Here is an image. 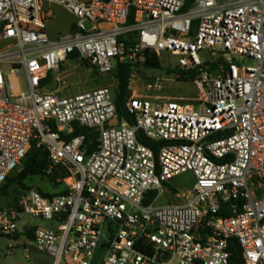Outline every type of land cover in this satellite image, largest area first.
I'll list each match as a JSON object with an SVG mask.
<instances>
[{
  "label": "built area",
  "instance_id": "obj_1",
  "mask_svg": "<svg viewBox=\"0 0 264 264\" xmlns=\"http://www.w3.org/2000/svg\"><path fill=\"white\" fill-rule=\"evenodd\" d=\"M50 6L74 31L48 37ZM148 52L177 57L195 97L161 96L162 78L128 87L130 125L106 87L47 91L73 54L100 75L128 64L131 81ZM75 126L97 132L94 150L65 138ZM137 131L164 143L156 157ZM32 143L60 190L0 207V236L21 237L25 252L51 264H90L102 247L96 264H232L234 239L244 264H264V0H0V186ZM185 173L194 184L174 192L181 203L156 206Z\"/></svg>",
  "mask_w": 264,
  "mask_h": 264
},
{
  "label": "rangeland",
  "instance_id": "obj_2",
  "mask_svg": "<svg viewBox=\"0 0 264 264\" xmlns=\"http://www.w3.org/2000/svg\"><path fill=\"white\" fill-rule=\"evenodd\" d=\"M51 12L52 18L46 24V32L50 39H56L58 36L68 33L73 17L60 6H53ZM199 55L201 59H206L208 56L206 52H202ZM158 59L159 69L149 70L143 67L138 69L135 77L129 81L128 87L142 89L150 79L162 78L163 90L160 92L161 96L187 100L194 98L196 89L193 83L178 81V78H176L177 70L175 65L178 58L170 55V53L162 52L159 54ZM56 77L61 81V84L55 86L50 83L47 86V91L58 89L61 96L77 95L103 87L110 89L114 93L116 88V80L113 78L112 73L100 75L81 60L64 62ZM184 103L188 102L184 101ZM15 175L16 173H12L9 178H13ZM25 184L48 193H54L59 190V188L51 186L46 178H31L25 181ZM193 184L194 179L190 173L181 174L173 178L164 186V192L158 197L155 205L180 204L181 202L173 197L174 192L185 193L192 189ZM21 192L22 190L17 185L11 186L8 196L0 197V207L10 205ZM33 224L43 229L50 227L48 222L39 220L33 222ZM22 241L21 238L14 240L11 237L0 236V264H30V259L25 256L23 245L21 246L20 244ZM11 247H13V251L9 253Z\"/></svg>",
  "mask_w": 264,
  "mask_h": 264
},
{
  "label": "trees",
  "instance_id": "obj_3",
  "mask_svg": "<svg viewBox=\"0 0 264 264\" xmlns=\"http://www.w3.org/2000/svg\"><path fill=\"white\" fill-rule=\"evenodd\" d=\"M132 22V16L130 17V23ZM74 31V28L72 29ZM76 54L71 55L68 60H74ZM88 67H90L87 62L82 61ZM160 64L157 56L154 53H146L145 62L143 63V68L146 69H159ZM216 65L210 67L211 71H214ZM92 68V67H91ZM112 76L116 80V88L114 90V105L116 109L117 118L119 121L125 120L130 125L133 124L131 117H129L125 111V103L130 95L128 85L131 78V72L129 69V65L125 63L116 64L114 70L112 71ZM192 75L190 74L187 76L185 73H181L178 76V81L182 82H191ZM83 135L86 138V144L89 150H94L96 145V137L97 132L93 129L81 128L75 126L73 129L72 134L65 136L66 139H70L72 137ZM136 140L141 143L142 145L151 149L155 155L157 156V152L159 148L164 144L162 142H155L143 134L141 131H137L136 133ZM48 164V158L46 153L40 148L32 143L27 154L24 157L22 162V169L20 171H15L12 173H16L13 178H9L10 174L5 182L0 186V197H7L9 189L13 185H17L22 192L33 189L34 187L28 186L25 184V181L31 178H46L48 182H53L56 177L59 176V169L57 167L53 168L50 174H45V168ZM63 177V175H62ZM60 190V189H59ZM21 192V193H22ZM42 195L49 196L44 192L40 191ZM21 195V194H20ZM12 202L14 203L18 197ZM18 236H15V238ZM228 251L230 253L229 261L232 264H244L242 259L241 250L236 240L231 239L228 242Z\"/></svg>",
  "mask_w": 264,
  "mask_h": 264
},
{
  "label": "crops",
  "instance_id": "obj_4",
  "mask_svg": "<svg viewBox=\"0 0 264 264\" xmlns=\"http://www.w3.org/2000/svg\"><path fill=\"white\" fill-rule=\"evenodd\" d=\"M52 7L53 6H50V9ZM73 22H74V20L72 21L71 26H70V29H69L68 32H71L72 29L74 28ZM52 40H54V39H52ZM12 238L14 240H18L21 237H16V238L15 237H12ZM20 244L22 246L23 245V241ZM25 256L30 259V262H29L30 264H51V259L48 256H46L43 253L37 252L35 250H32V249H28V251L25 252Z\"/></svg>",
  "mask_w": 264,
  "mask_h": 264
},
{
  "label": "water",
  "instance_id": "obj_5",
  "mask_svg": "<svg viewBox=\"0 0 264 264\" xmlns=\"http://www.w3.org/2000/svg\"><path fill=\"white\" fill-rule=\"evenodd\" d=\"M117 123V119H112L109 122V125H115ZM105 250V247H102L100 250H98L92 257L90 264H96V261L98 260V258L100 257V255L102 254V252Z\"/></svg>",
  "mask_w": 264,
  "mask_h": 264
}]
</instances>
